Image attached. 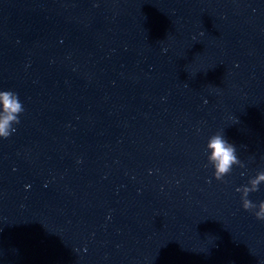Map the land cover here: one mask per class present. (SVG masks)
<instances>
[{
    "label": "clouds",
    "instance_id": "clouds-1",
    "mask_svg": "<svg viewBox=\"0 0 264 264\" xmlns=\"http://www.w3.org/2000/svg\"><path fill=\"white\" fill-rule=\"evenodd\" d=\"M23 111L22 103L16 93L0 91V137L6 139L15 131L12 125L19 123L18 116ZM206 149L209 152L208 164L214 168V178L217 181H223V178L231 173L233 165L244 166L236 155V146L228 142L221 132L209 138ZM262 182H264V171L258 172L247 185L238 187L236 191L241 194L243 209L253 211L258 208L254 211V215L258 220L264 221V200L257 205L249 199L251 193L259 191Z\"/></svg>",
    "mask_w": 264,
    "mask_h": 264
}]
</instances>
